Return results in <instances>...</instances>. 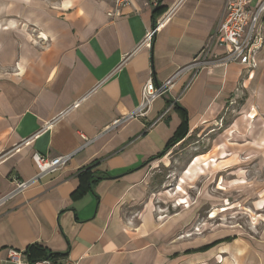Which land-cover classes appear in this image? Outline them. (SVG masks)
Returning a JSON list of instances; mask_svg holds the SVG:
<instances>
[{"label":"crops","instance_id":"0c3cea01","mask_svg":"<svg viewBox=\"0 0 264 264\" xmlns=\"http://www.w3.org/2000/svg\"><path fill=\"white\" fill-rule=\"evenodd\" d=\"M227 2L135 0L111 18L114 0H0V198L15 179L35 177V153H73L0 205V264H16L11 250L28 260L31 245L60 264H264V235L181 236L198 206L164 213L151 189L150 170L194 133L207 131L213 148L223 135L264 162V140L253 134L264 123V44L251 72L235 62L185 69L224 54L213 38ZM178 72L145 116L112 128L138 107L150 78L162 84ZM236 102L238 114L211 134ZM252 106L256 120L246 117ZM209 153L185 175L203 170Z\"/></svg>","mask_w":264,"mask_h":264},{"label":"rangeland","instance_id":"374dc122","mask_svg":"<svg viewBox=\"0 0 264 264\" xmlns=\"http://www.w3.org/2000/svg\"><path fill=\"white\" fill-rule=\"evenodd\" d=\"M238 105V102L229 104L211 134L217 135L228 126L232 117L240 111ZM261 115L252 106L246 117L256 120ZM260 124L263 128L259 127ZM263 124L259 122L253 134L264 140ZM206 132L201 135L194 133L174 147L164 163L150 170L153 174L151 189L157 196L158 207L168 213L172 206L177 207L178 204L187 208L198 206L190 230L181 235L184 237L219 230L249 239L261 237L264 235V162H251L253 157L246 156L249 150L238 151L223 135L217 136L213 148L210 137L205 136ZM262 149L264 151V145ZM206 150L210 153L204 157V162L197 163L204 169L196 173L192 171L186 176L188 167L197 159L195 155Z\"/></svg>","mask_w":264,"mask_h":264},{"label":"built area","instance_id":"2783aa9c","mask_svg":"<svg viewBox=\"0 0 264 264\" xmlns=\"http://www.w3.org/2000/svg\"><path fill=\"white\" fill-rule=\"evenodd\" d=\"M134 1L135 0H114L113 7L107 12L108 16L111 18L122 16L123 9L131 5ZM263 18L264 0H228L225 16L213 38L218 46L225 48L224 54L214 59H208V56L200 55L185 69L195 72L210 63L235 62L246 66L248 71H253L257 66L256 56L264 44V36L262 33ZM162 24L160 20L157 26L147 33L145 38L146 42L152 39L153 34ZM179 73L180 72L174 74L162 84H156L153 78H150L142 88L141 101L138 107L132 113L116 119L112 124V128L119 126L129 118L145 116L150 110L153 102L167 94ZM75 106H78V103H76ZM72 156L73 153L53 157L35 153L33 159L38 168L35 177L29 180L15 179L14 189L8 195L0 198V205L4 204L16 194L28 189L42 176L53 173L66 166ZM10 259L16 264H60L51 258H43L31 262L27 259H23L22 254L15 250H11Z\"/></svg>","mask_w":264,"mask_h":264},{"label":"trees","instance_id":"16d2710c","mask_svg":"<svg viewBox=\"0 0 264 264\" xmlns=\"http://www.w3.org/2000/svg\"><path fill=\"white\" fill-rule=\"evenodd\" d=\"M182 137L183 138L186 137V133L185 134L183 133V135L180 136L179 139H183ZM104 177H105V175H100V176H98V179H102ZM81 192H84V191L82 189H80L78 191V193H81ZM25 253L28 256V260L31 262L35 261V260L43 259V258H51L52 259L54 256L53 253L48 254V253L44 252L43 249H41V248L39 249V248L35 247L34 245L29 246Z\"/></svg>","mask_w":264,"mask_h":264}]
</instances>
